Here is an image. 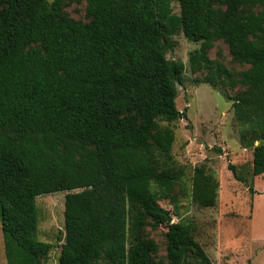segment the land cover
Wrapping results in <instances>:
<instances>
[{"label":"trees","instance_id":"obj_1","mask_svg":"<svg viewBox=\"0 0 264 264\" xmlns=\"http://www.w3.org/2000/svg\"><path fill=\"white\" fill-rule=\"evenodd\" d=\"M86 17L66 14L62 0H0L6 264H46L53 245L39 238L36 199L62 191L59 264H213L192 225L160 204L184 175L171 123L187 118L176 102L185 64L167 55L182 32L201 43L189 66L207 72L202 82L241 86L232 96L240 141L253 147V174H264V0H87ZM219 40L249 65L238 80L208 54ZM218 188L215 173L194 168L199 206H215ZM162 225L166 257L148 234Z\"/></svg>","mask_w":264,"mask_h":264},{"label":"rangeland","instance_id":"obj_2","mask_svg":"<svg viewBox=\"0 0 264 264\" xmlns=\"http://www.w3.org/2000/svg\"><path fill=\"white\" fill-rule=\"evenodd\" d=\"M62 2L66 14L87 20V0ZM172 5L178 13V3L173 1ZM172 38L177 44L167 56L185 64L183 84L178 86L176 102L179 110L186 111L187 118L171 123L175 130L172 154L184 169V175L174 191L173 200L160 198V204L170 210L173 221L183 220L192 225L194 238L213 264H264V174H253V147L244 146L240 141V124L235 118L232 96L241 86L213 87L202 82L207 72L193 73L189 66V52L199 48L201 43L188 40L182 32ZM208 54L231 69L237 80L249 67L233 61L228 45L222 40L215 42ZM258 143L256 141L255 145ZM228 163L237 165L238 172L247 179L246 183L233 176ZM201 165L215 173L219 181L218 198L213 207H201L193 200V172ZM250 186L254 192L250 191ZM67 193L45 194L36 199L39 238L53 245L46 264H59L65 239ZM166 231L165 225L148 227V234L159 244V257L167 254ZM6 262L0 216V264ZM191 264L196 263L192 261Z\"/></svg>","mask_w":264,"mask_h":264}]
</instances>
